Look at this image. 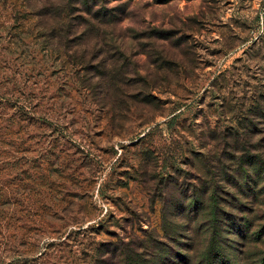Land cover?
<instances>
[{
  "label": "rangeland",
  "instance_id": "rangeland-1",
  "mask_svg": "<svg viewBox=\"0 0 264 264\" xmlns=\"http://www.w3.org/2000/svg\"><path fill=\"white\" fill-rule=\"evenodd\" d=\"M32 2L0 0V116L31 122L0 264H264V0H87L52 49Z\"/></svg>",
  "mask_w": 264,
  "mask_h": 264
},
{
  "label": "trees",
  "instance_id": "trees-1",
  "mask_svg": "<svg viewBox=\"0 0 264 264\" xmlns=\"http://www.w3.org/2000/svg\"><path fill=\"white\" fill-rule=\"evenodd\" d=\"M33 1L34 2H32L31 7L27 8V10H22L21 8L15 9L14 7H17L16 4L11 6L12 13L15 17H21L25 16L26 14H30L33 19H38L37 21L39 22L37 24H34V28L39 27L42 31L39 30V32H37L34 37H46L47 42L49 43H47L48 49H52V46H54V42H57V44L62 43V39L65 38L68 33H70L72 27L76 26L77 24H80L79 22L75 21V19H79V16L75 17L72 14L74 4H87V0ZM18 6L21 7L22 3ZM16 116L18 117L17 120L26 122L25 127H28L31 124L29 118L25 115V113H23V110L20 111L18 114H14L8 117L0 116V121L4 122L0 124V146L5 145L7 148L11 149H0V157H2L0 159V223L5 222L6 224L7 221H5V219H14V211L12 210H16V206L20 207V211H23L22 204L25 203L26 206H28L30 203L28 201L29 192H27V187L21 188L19 193V190L14 182L12 173H10L11 168L23 167L29 161L26 158L24 159V156H14L13 148L15 147H13L14 144L11 138L15 134H17L18 131L14 132L10 128V125L13 123V119ZM25 142L26 141H24L23 143ZM25 150L26 148L22 149V151ZM7 152L9 153L8 156L5 155ZM6 169H9V172L5 173V177L2 176V174H4L2 172ZM24 173L25 171L21 170V174ZM227 204H230L229 201L227 202ZM235 207L236 206H233V208ZM240 211L243 212V210L241 209ZM237 224L239 228L244 227V225H247L246 219H244L243 222H239ZM242 229L243 228H241V230ZM12 259L15 260H13L14 264H24L27 261V256L16 254L15 258Z\"/></svg>",
  "mask_w": 264,
  "mask_h": 264
}]
</instances>
